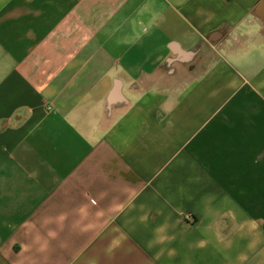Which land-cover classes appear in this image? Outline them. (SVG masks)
<instances>
[{
    "label": "crops",
    "instance_id": "1",
    "mask_svg": "<svg viewBox=\"0 0 264 264\" xmlns=\"http://www.w3.org/2000/svg\"><path fill=\"white\" fill-rule=\"evenodd\" d=\"M0 264H264V0H0Z\"/></svg>",
    "mask_w": 264,
    "mask_h": 264
},
{
    "label": "built area",
    "instance_id": "2",
    "mask_svg": "<svg viewBox=\"0 0 264 264\" xmlns=\"http://www.w3.org/2000/svg\"><path fill=\"white\" fill-rule=\"evenodd\" d=\"M188 217H190V214H188Z\"/></svg>",
    "mask_w": 264,
    "mask_h": 264
}]
</instances>
